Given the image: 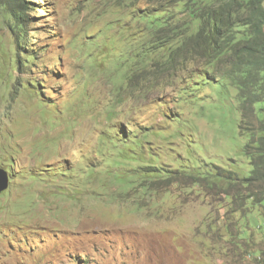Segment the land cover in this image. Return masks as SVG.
Wrapping results in <instances>:
<instances>
[{"label": "rangeland", "instance_id": "rangeland-1", "mask_svg": "<svg viewBox=\"0 0 264 264\" xmlns=\"http://www.w3.org/2000/svg\"><path fill=\"white\" fill-rule=\"evenodd\" d=\"M175 2L0 0V264H264V201L191 176L250 173L264 101L240 128L225 79L154 75Z\"/></svg>", "mask_w": 264, "mask_h": 264}, {"label": "trees", "instance_id": "trees-1", "mask_svg": "<svg viewBox=\"0 0 264 264\" xmlns=\"http://www.w3.org/2000/svg\"><path fill=\"white\" fill-rule=\"evenodd\" d=\"M175 3L183 5L189 18H175L168 9L144 18L145 48L155 47L163 56L153 70L154 75L190 71L188 78L198 75L214 82L225 79L237 89L242 128L241 123L254 118V104L264 101V0H176ZM12 16L15 24L23 25L16 19L22 17L18 7L12 10ZM256 130L263 132L264 126ZM256 142L257 157L247 150L252 144L244 146L252 167L248 175L214 165L205 171L200 168L202 172L198 169V173L191 174L192 178L203 181L211 177L212 182L217 179L227 187L236 185L240 195L262 203L264 133ZM202 173L204 177L199 176ZM239 205L242 208V200Z\"/></svg>", "mask_w": 264, "mask_h": 264}, {"label": "water", "instance_id": "water-1", "mask_svg": "<svg viewBox=\"0 0 264 264\" xmlns=\"http://www.w3.org/2000/svg\"><path fill=\"white\" fill-rule=\"evenodd\" d=\"M8 186V175L7 173L0 169V192L5 190Z\"/></svg>", "mask_w": 264, "mask_h": 264}]
</instances>
